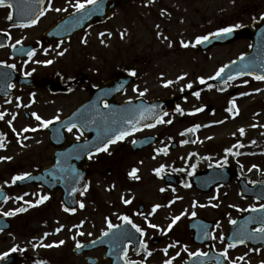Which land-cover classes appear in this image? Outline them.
<instances>
[{
	"label": "flooded vegetation",
	"instance_id": "flooded-vegetation-1",
	"mask_svg": "<svg viewBox=\"0 0 264 264\" xmlns=\"http://www.w3.org/2000/svg\"><path fill=\"white\" fill-rule=\"evenodd\" d=\"M81 2H83V0H81ZM101 2L111 7L109 10L101 11V14L103 15H110L109 18L100 23L95 20L94 26H92L90 29L80 30L67 39L61 41L53 40L51 43L62 45L64 43H71L77 39L88 38L92 35L101 37L99 34L102 32L105 33L104 27L107 25L121 22H130L138 19L142 22L151 21L154 24H168L166 27L163 26L162 30L160 31V33H163V36L168 37V39H165L168 42V48H164V50L168 49L170 51L184 52L182 59L177 63L180 70L182 65L187 67L192 63L200 68L204 58L207 63L209 62L213 51H243L245 53L252 48L255 38L259 39L257 50L264 51V20H261V16H264V0H152L151 3H149V0H117L116 2L115 0H101ZM48 3L49 0H44V9H47V11L39 18V21L43 22L44 20H48V24L50 23L48 27L43 29L41 34L42 37L51 25L76 12L75 8L73 7L75 0H71V2H69V0H51V9L48 8ZM55 8H66L67 11L57 12L52 10ZM162 10L164 13L163 15L161 14ZM9 13L12 14V8L0 6V32L6 34L8 38L9 36L12 37V42H14V39L24 37V31L22 30L24 27L15 25L12 23V21H9L7 19ZM235 24H240L241 27L234 29L230 35L218 37L219 40L217 41L216 38L210 36L208 41L203 44L196 45L195 47L190 46L188 48H184L181 44V40L186 42H194L197 36L208 35L210 33L216 32L221 27H230ZM19 33H22L21 36L16 37V35ZM105 36L106 35H104V37ZM213 39L215 41H213ZM54 52L55 54L50 59L53 61V63H51L49 67L55 65L65 55H67L68 58L71 57L72 59L68 60H73V62L69 64V67L66 71H63L62 69L60 70L59 68L55 69L52 75H44L41 74L40 66L36 67L26 63L29 57L21 58L15 56L13 48H8L6 51L0 50V62H2L0 64L7 66L15 64L16 67L14 69L18 72V74L25 75L26 73H31V75L25 76H31L35 80V84L33 85H20L18 80H14L12 84H14L15 87H11L13 93L10 96H0V112L9 110V112H11L13 115L17 114L16 121L14 122L20 125V127L16 129L18 132H14L11 128L5 126L3 120L0 119V133L5 135L3 142L5 144V149L7 150L6 157H11V160L8 162L15 161L14 164L10 165V170L7 171L9 176L6 177L4 174L0 176V189L6 190V195L10 197L7 202L3 201L0 203V210L8 211L14 210L18 207L28 208L26 212L17 213L15 216L5 217L0 214V217H5L8 219V221H10V224L8 225L5 224L0 226V229H3V231H0V242L8 244L10 241H13L14 238L16 240H23L16 242V244L10 245L7 249H2L0 253L9 251L13 246L26 249V251L23 252L19 250L16 252H9V256L5 258L7 264H37V261L41 260L46 262L45 258L38 257L40 253H34L31 250L35 238H37L41 233L39 230L30 228L29 225L31 221H34L35 213L39 212L37 210H40V208H42L41 206L45 205L47 202L34 207H29L24 203V201H32L33 204H35V201L38 200L40 196H50V191L37 183H27L20 185L19 181H17L15 184H11L12 177L23 173L37 172L42 167L53 162L54 152L56 150L64 149L67 144L73 140H77V136L80 137V140L83 139L81 133L75 128H73L71 132L68 130L65 131V139L61 138V140H54V142L50 139L45 129L40 132L42 137L34 138L35 133L32 132V129L28 128L27 126L38 121L31 114L35 112L40 116L42 109L47 110L49 108L48 110L50 111L54 109L52 106H44L43 108L39 107L41 94L48 96L52 100H60V103H62V108L59 106L55 107L54 114L49 116V119L53 120V122L57 121L54 119L56 116L63 118L70 114L78 104L89 99L95 88L102 86L110 78L130 74L132 70L136 72L133 83L124 91L122 95L116 97V101L122 102L125 100L136 99L138 97H145L147 99H153L156 97L150 95L147 86L145 89L142 88L146 85L142 84V78L148 74L147 66L149 63H151V60H141L139 57L135 58L133 56V51H125L126 57L124 58L121 57V53L118 51V53H116L113 65V67L118 68L113 74L104 78L99 77L100 72L104 71V69L93 64L94 61H99V63H102L103 65L106 64L105 58L101 54H90L86 51H63L64 55L60 56L57 55V53L62 51ZM52 53L53 52L51 51V54ZM131 56L133 58H131ZM33 57L34 60H40L39 51H35V55ZM230 60L231 57L226 61L217 64V66L210 73H199L194 80L191 79V75L188 70L179 72L176 75V79L177 77L186 74L185 78L183 80H179L178 82L181 84L179 86H186L189 83L192 84L193 89L189 91L188 94H193L196 91H202L204 95H207L212 90H227L236 79L216 86L213 82V79H208V77L215 76V73L218 71V69ZM261 62L264 63V57L261 58ZM33 69H35V71H33ZM201 76L206 79L205 84H201L199 82L198 78ZM248 78L252 80L255 79V77L252 76ZM50 80L54 82L52 86H48L47 84V82ZM165 81L167 80H164V82ZM208 85H212V87L209 88ZM141 92H144L143 96L140 95ZM260 98L264 102V89L260 92ZM6 114L7 113H5V115ZM43 115L48 114L44 113ZM189 115L193 114L185 111L183 115L180 114V116H183V119L190 124L191 117H186ZM38 123H40V121ZM25 128L29 130L24 131ZM145 129L147 128L145 127ZM147 135H151V132H146L139 138ZM128 137H130V135L126 136L121 141H117L116 143L109 145L107 152L101 151L92 156L93 159L90 165L91 179H93L96 173L102 174L103 176L106 175L109 179L114 177L115 169L113 166L116 167L117 163L125 162L121 157H117L118 152L121 150H126L128 155L132 153L130 148L132 141L128 140ZM64 141L65 145H62ZM58 143L60 146H58ZM11 149L18 151L19 154L15 155L14 153H8ZM149 149L150 147H145L132 154H142L147 152ZM31 151L34 154V157H31ZM38 155V162H36L35 157ZM31 158L35 159L33 163ZM95 165L103 166L104 171L101 173L95 172ZM224 166H227L231 170L237 172V175L234 178L228 180L226 183L215 185L211 190H201L194 186L198 190L197 192L199 195L206 196L209 193H213V191H215L217 188L224 186L236 187L241 195L242 193L239 186L240 178H243L249 184H254L253 182H259L258 179H254V177L260 173L257 168L252 170H244L241 167L234 168L231 164H225ZM24 168L30 169L24 170ZM6 181L8 183H5ZM55 193L56 194L53 196L54 198L61 196L60 190H56ZM18 196H23L24 199L17 201L15 197ZM208 198L206 197V203L200 201L198 202V199H196V202L194 203L196 206H192L186 213L185 211L182 212L185 214L182 215L177 224L173 226L171 232L175 231L178 228V225L183 222L182 225H185V228L182 227V231L187 232L191 238V241H193L192 232L189 229V223L193 219L201 218L203 221L211 223L212 236L214 235L216 237V239L212 238V246L215 250L222 253L224 248L227 247V244H229L226 237L232 227L230 219H235L239 215L237 214L233 217L232 214H229L228 218L226 219V216L223 214V212L217 207H213ZM218 198L220 197H217V199ZM247 199H252V201H254L253 206L257 208L263 204L262 202L255 200L253 197H249ZM162 205L163 207L157 209L155 214L150 215L151 217L148 218L147 214L145 225L149 232L143 237L140 236V240L142 239L147 243L148 250L152 252V255L147 256L142 248L136 249L135 244L131 242V244L128 245V257L130 259L136 260L138 262L144 260L145 264H163L165 259L170 258L168 254L166 256L163 252V249L167 247L165 242L166 237H161L158 234L153 235L151 231L154 228L149 227L147 224L149 220L151 223L158 225L157 230H161L165 225H168V223L171 222V217H169L170 206L166 202H163ZM201 205L204 206L201 207ZM145 209L148 212L149 208L146 207ZM193 212L196 213L195 216L192 215ZM43 213H45V215L47 214V212L44 210ZM128 216L133 223L141 227L143 222L137 220V215L129 213ZM23 219L26 220L25 224L18 225L17 223ZM120 223H122V221L119 219L116 224ZM50 229L51 227L48 226L44 229V231L49 232ZM65 231L66 229H63L59 235L56 237L54 236L55 238L53 239V241H65V243L62 244L60 248L61 252H64L62 262L63 264H91L88 261V257L97 258L98 261L95 264H111V260L105 257L104 247L95 249L84 255H76V247H74L76 242L79 241L80 243H83L90 239H83V241H81L79 240L80 236L78 235L77 240H75V244H73L70 232L67 231V233H65ZM182 236L184 235L182 234L181 238H183ZM220 236H224L223 242H221ZM52 238L53 237L48 235L46 241L49 242ZM155 240H157V242H155ZM192 244L196 246L192 252L198 250L208 252L210 248L208 243L200 244L192 242ZM243 245L255 249L259 248L260 255H264V246H252L250 244ZM51 252H54L53 249ZM55 255L56 254L54 252V258H56ZM185 256L186 254L183 253L178 256V258L183 259ZM233 259V248H230L228 249V258L226 261L231 263L234 261ZM236 261L237 263L242 264L240 260ZM1 262L2 260H0V264ZM262 262H264L263 259L260 260L259 264H262ZM46 264L54 263L50 259L49 263L46 262Z\"/></svg>",
	"mask_w": 264,
	"mask_h": 264
},
{
	"label": "rangeland",
	"instance_id": "rangeland-1",
	"mask_svg": "<svg viewBox=\"0 0 264 264\" xmlns=\"http://www.w3.org/2000/svg\"><path fill=\"white\" fill-rule=\"evenodd\" d=\"M48 20H44L38 26L34 28H30L24 31V37L26 43H35L36 40L41 38V34L43 29L49 26ZM159 25V28L157 27ZM168 26V24H154L151 21H139L138 19L130 21V22H121L116 24H110L104 27L105 30H109L111 35L108 33L105 37H97L96 35L89 36L87 38V43H84L85 40L72 41L70 45H49L44 46V48L40 51H45V49L52 51H86L90 54H101L105 58V65L99 63V61H94L93 64L99 67H102L104 71H101L99 74L100 78L107 77L114 73V71L118 67H113L116 53L118 51L121 53V57H126L125 51H133V56L139 57V59L150 61L148 64V74L143 76L142 84H146L142 88L147 89L150 92V95H175L179 96L181 92H187L189 88L179 86L181 85L177 79L176 75L181 71H189L191 75V79H195V77L199 73H210L217 64L226 61L230 57L237 56L242 51H213L212 56L210 57L209 62L207 63L205 58L201 63V67L198 68L194 63L189 66H183L181 70L178 68V61H180L183 57L184 52H176L170 50H164V48H168V42L159 35L162 28ZM97 30V29H96ZM99 31V29H98ZM156 31V35H155ZM121 33H124L123 38H121ZM22 33H19L17 36H21ZM104 40V43H101V40ZM163 39V40H162ZM52 54L51 56H53ZM50 56V55H48ZM131 58H133L131 56ZM71 57L68 58L65 55L61 58L55 65L49 67L48 69L40 68L41 74L44 75H52L55 69H62L66 71L69 67V64L73 62ZM75 61V60H74ZM172 63V64H171ZM164 76V77H163ZM164 80H172L173 84L165 87ZM245 79H240L236 82L235 85L243 86ZM261 84H251L248 87L241 88L242 93H248V95L238 94L236 96H229L228 93H218L216 91H211L207 95H204L202 100H196L194 97H189L186 103H183V108L185 110L193 111L198 106L203 107V114L199 117H196V124H200L203 127L208 126L209 129L203 130V132L196 133L192 139L195 140V143L189 142L184 144L181 148L175 150H169V145L173 141L183 140L186 137L185 135H181L185 129L190 127V124L183 119V116L179 115H170L164 120H172L171 124L161 123L158 127L153 129V133L160 134L161 141L153 148L151 151L145 152L143 155L133 156L132 153L130 155L127 154L126 150H121L118 152L117 157H121L125 162L117 163L114 173V177L109 179L106 175L97 174L93 177L92 186L94 183V188L92 189L89 196L86 197L84 202L86 203V208L84 211L78 213L75 217L71 219L64 216L59 209V200L58 198L49 199L47 203L40 208L38 213H35L34 221L30 223L29 227L32 229L39 230L40 233L43 231V226L39 221H48L50 227H54L56 225L54 221V217L57 215V219H60V224H64L65 227L70 228V226L76 224L78 220L85 219L88 222L87 229L95 234H98L100 230L103 228V220L106 212L119 211L122 212L124 210L123 200L128 197H135L136 205L140 202L144 204H148V208L150 205L157 202H166L169 198L176 196L181 197L183 195H187V199L195 200L198 199V202L206 203V197H212L213 205H218V209L223 212L228 218L229 214L232 216H236L243 212L242 210H246L251 207L253 204L252 199L245 200L243 196L240 195L238 189L234 186H224L219 188L218 195L214 193H209L206 196L199 195L197 191H195L191 187H184L185 185H180L178 187H170L165 183L164 178L160 177L159 179L155 175L154 169L159 168L162 164L166 167V169L162 172L163 174H178L179 177L186 175L187 173L193 172L192 165H195V169H199L201 167L209 166V162H213L214 164H219L224 161V158L227 157V163L237 166L245 167L244 170H248L251 168V163L259 166L258 169L262 172L259 173L254 179H263L264 178V102L260 98V92L262 91ZM183 88V90H181ZM246 89H250L246 90ZM259 89V91H256ZM41 101L39 103V107L43 108L52 106L61 107L62 103L58 100L49 99L48 96L41 94ZM235 100L236 106L239 109L238 115H233L226 111L227 108L231 106L230 101ZM255 103V104H254ZM207 104H212L217 107V111L215 114L208 115L205 110V106ZM198 107V108H200ZM45 111L41 110L48 115L47 117L54 114L55 110ZM195 112V111H193ZM11 117H7L5 122L9 124ZM193 121V120H192ZM218 121H223L222 123H217ZM32 123V122H31ZM12 125L9 124L8 126ZM20 125L18 124V127ZM243 128L245 130L244 134L241 135L239 129ZM255 141V143H253ZM238 144H243V147L237 146ZM235 146V147H234ZM167 147V155L163 154V152L158 153L157 149H162ZM130 149L129 147H127ZM232 148L233 153H240V155H233L226 153V149ZM8 153H14L18 155V151L11 149ZM31 157H34L33 152L31 151ZM6 155V150H0V157ZM38 157L36 158V162H38ZM155 157H157L155 160ZM32 159V163L35 161ZM154 160V161H153ZM1 161V160H0ZM209 161V162H208ZM162 162V163H161ZM15 161L5 163H0V176L5 173L10 168L11 164H14ZM240 163V164H238ZM136 165L142 171L141 176L142 180L139 183H136L131 179L130 183L123 182V178L127 175L130 166ZM168 167H167V166ZM172 167H177L178 172L174 169H170ZM18 168V167H15ZM30 168H24V170H29ZM94 171L101 173L104 171V167L101 165H95ZM5 176L8 177L9 174L5 173ZM1 182V181H0ZM114 184V190L107 191L106 185ZM165 189V191H160V189ZM188 188V189H187ZM215 195V196H214ZM167 197V199L163 200V198ZM217 197H220L217 199ZM43 210L47 212L46 215H42ZM178 212V210L176 211ZM172 213L170 212L169 217H171ZM38 220H37V219ZM25 219L21 220L18 225L25 224ZM181 222L178 225V228L175 231H172L166 238L165 242L170 244H174L176 241H179L175 247H169L168 255L170 257L176 256L177 252L181 254H187V252L183 251V248L187 246L188 251L191 252L196 248L194 244H192L191 238L187 234V232L182 231V227L185 228V225H182ZM17 225V227H18ZM167 226V225H166ZM70 233L72 231L70 229ZM152 234L160 235L161 233L152 230ZM162 234H167L162 231ZM183 238H181V235ZM40 236V234L38 235ZM18 241H23L22 239H15L10 241L8 244L0 242V251L2 249H7L10 245L16 244ZM255 249V248H252ZM251 247H244L237 251L236 254L239 257L245 256L244 264L247 259H251L252 262L257 260H264V255L261 256L260 253L256 250H252ZM31 250L34 253H40V256H43L46 259H50L54 264H61L63 262L64 252H61L60 249L53 250L55 252L49 251L44 252L43 250H39L36 247H31ZM252 251V253L250 252ZM51 252V253H50ZM179 255V256H180ZM50 257V258H49ZM178 256L173 261V264H178ZM63 264V263H62Z\"/></svg>",
	"mask_w": 264,
	"mask_h": 264
},
{
	"label": "snow or ice",
	"instance_id": "snow-or-ice-1",
	"mask_svg": "<svg viewBox=\"0 0 264 264\" xmlns=\"http://www.w3.org/2000/svg\"><path fill=\"white\" fill-rule=\"evenodd\" d=\"M38 2L39 3H43V0H38ZM69 2H71V0H69ZM151 2H152V0H149V3H151ZM88 5L94 6V10L102 11L101 0H83V2H81V0H75V4L73 5V7L75 8L76 12H81V11L86 10V8H87ZM0 6H5V7H8V8H12V4L11 3H7L6 0H0ZM48 8L49 9L52 8L51 0H49ZM52 10L57 11V12H59V11H67L66 8H64V9L55 8V9H52ZM46 11H47V9L41 8L39 10V12L34 15L33 18L29 19L26 24H22L21 26L22 27H27V26H30V25H35L39 21V18L41 16H43ZM85 14L88 15V16H90L92 13L91 12H86ZM161 14L162 15L164 14L163 13V10H162V13ZM7 19L9 21H12L13 20V15L11 13H9V15L7 16ZM261 20H264V16H261ZM157 27L159 28V25H157ZM240 27H241L240 24H235V25L230 26V27H221V28H219L214 33H210L208 35L197 36L195 38L194 42L193 41H187L186 42L184 40H181V44L183 45L184 48H188L190 46L191 47H195L196 45L203 44L206 41H208L210 36L220 37V36H224V35H230L234 31V29H238ZM99 35L101 37H104L105 33L102 32ZM108 35L110 36L111 33H108ZM159 35H161L163 39H168V37L163 36V33H159ZM123 36H124V33H121V38H123ZM9 38H10V36H9ZM22 43H23L22 40H16L15 44L12 45L13 49L16 48V45H21ZM84 43H87V40H85ZM101 43H104V40L103 39L101 40ZM169 46H171V45H169ZM0 47H4V45L3 44H0ZM21 51H23V49H21ZM45 53H47V49H45ZM26 54L29 57V60H31V58L35 55V49L28 50ZM57 55L62 56V55H64V52L63 51L62 52H59V53H57ZM241 59H243V57H241ZM0 63H2V62H0ZM38 63H39V61H38ZM43 63H45V64H51V63H53V61L52 60H47V61H44ZM232 63L235 64V61H233ZM8 67L15 68L16 65L15 64H12V65H8ZM227 67H228V65L222 66L215 73V76L208 77V79H215L216 77H220L221 74L225 71V68H227ZM246 67H248V66H246ZM33 71H35V69H33ZM130 74L132 76H135L136 75V72L134 70H132ZM239 74H244V73L241 72ZM248 74L251 75L252 73H248ZM25 75H31V73H26ZM185 75L186 74L177 77V81L183 80L185 78ZM234 78L235 77H233V76H229L228 79H234ZM198 79H199V82L201 84H205L206 83V79L203 76L199 77ZM255 79L264 81V75H255ZM173 83H174V81L167 80V81L164 82V86L167 87V86H169V85H171ZM225 83H227V81H225ZM245 83H247V82H245ZM9 87H13L14 88L15 85L14 84H11V85H9ZM186 87L190 89V88H192V84L189 83V84L186 85ZM208 87L211 88L212 85H208ZM181 90H183V88ZM223 90L224 89H221V91H223ZM256 91H259V89H257ZM105 94H107V93H105ZM200 94L201 93L199 91H196V92L193 93V95L196 96L197 98L200 97ZM140 95L143 96L144 95V92H141ZM241 95H248V93H241ZM230 104H231V106L229 108H227L226 111H228L229 113L233 114L234 116L235 115H238L239 114V109L236 106L235 100L230 101ZM104 107L107 108L109 106H108L107 103H105L104 104ZM203 110H204L203 107H200V108H196L194 111L195 112H201ZM176 111L179 112L181 115L184 114V110L179 105H177ZM31 115L34 116L37 121H40V126L41 127H45L46 128V127H48L49 125H51L53 123V120H44V119H42V117H40L35 112H33ZM163 115H167V113H163ZM163 115L158 116V118L156 120V123H168V124H171L172 123V120L169 119V120L165 121L163 119ZM4 116H5V112H0V119H3ZM59 118H60L59 116L54 117L55 120H59ZM13 119H15V116H13ZM222 122L223 121H218L217 123H222ZM9 124H11V121H9ZM127 124L132 126L130 130H122V131H119L118 133H116L114 135V137H110V138H107L106 140H103L100 145L95 146V153H99L101 151L107 152L108 151V148H109V145L114 144L117 141L123 140L126 136L130 135L131 132H134V131L139 130L133 124V121L132 120H128L127 121ZM153 126H154L153 124H147L146 125V127H153ZM66 127H67V130L69 132H71L73 130V128H76L77 127V125L75 123L69 122L66 125ZM200 128H201V125L200 124H196L193 127H190V128L185 129V131L182 132L181 135H185L187 133H195ZM28 130L29 129H27V128L24 129V131H28ZM35 130L36 129H32V131H35ZM13 131H15V129H13ZM239 132H240L241 135H243L244 132H245V130L243 128H240L239 129ZM4 139H5V135L3 133H0V148H4L5 147V144L3 142ZM76 139L79 140L80 137L77 136ZM195 142H196L195 140L192 141V143H195ZM133 143H137V142L136 141H133ZM181 143L182 144H186V143H189V141L188 140H183V141H181ZM253 143H255V141H253ZM237 146L243 147V144H238ZM83 147L87 150L88 158L91 159L92 156L94 155V152L91 149H88L87 144L84 145ZM225 151L228 154L240 155V153H238V152L233 153V149L232 148H228ZM157 152L158 153L163 152V154L167 155V147L162 148V149H157ZM5 159L10 160L11 157H0V160H5ZM223 164H227V157L224 158ZM223 164H221L219 166L220 167H223ZM255 167H257V166L256 165H253V168H255ZM192 168H193V171H194L195 165H192ZM164 169H165V166L164 165H161L159 168L154 169V171H155L156 175L159 176L164 171ZM138 172H139V169L133 168L131 170V172L129 173V175L133 179L139 180L140 177L137 175ZM30 177H31V173H23V174H20V175H15L11 179V184H15L17 181H22V180H25L26 178H30ZM5 183H8V182L6 181ZM253 183H255V182H253ZM190 186L191 185H189V184H186L185 185V187H190ZM72 191L73 192H76L77 189L76 188H73ZM84 191H87V187H85ZM160 191L163 192V191H165V189L162 188V189H160ZM25 195H27V194H25ZM0 199H2L4 202H7L10 199V197H8L5 193H3L2 190H0ZM15 199L17 201H20V200H23L24 197L23 196H18V197H15ZM48 199H49V196L42 195V196L39 197L38 200L35 201V204H33L32 201H24V203L27 204L29 207H34V206H37L39 204L44 203ZM178 199H179V197H178ZM122 200H123V203L124 204H130L132 202L131 200L124 199L123 197H122ZM195 206L196 205L194 204L193 207H195ZM203 206L204 205H201V207H203ZM79 207L80 208H84L85 205L82 202H80L79 203ZM161 207H163V205H160V204L154 205L153 206V209H152V212L149 213V215L155 214L156 210L159 209V208H161ZM213 207H218V205H213ZM260 209H264V204H261L260 205ZM27 210H28V208H26V207H18V208L14 209V210H8V211H2V210H0V214H2L5 217L15 216L17 213L26 212ZM64 211L65 212L75 213L76 208H74V207H67L66 206V207H64ZM242 211H244V210H242ZM251 211L256 212V211H258V209L255 206H251ZM140 214H142V213H140ZM184 214L185 213H181V215H176V216L171 217V223L168 224V231H171L172 230L173 226L177 224V222L181 219V216L184 215ZM192 215L195 216L196 213L193 212ZM119 219L124 224L131 225V227L133 229H135V231L137 233H139L141 237H143L144 235H146L145 230L143 228H141L139 225L133 223L129 216L122 215V216L119 217ZM145 219L147 220V217H145ZM255 220H256V218L249 217L248 220L246 221V223H252ZM230 223L233 224V225H235L237 223V221L234 220V219H230ZM258 223L260 224V226L257 227V228H255V229H253V230H251V231L241 232L239 234L233 233V242L227 244V247L224 248L223 252L220 255H222L225 258V260H227V258H228V249L234 248L237 245V243L244 244L246 240L264 239V235H261V234H264V217H262L258 221ZM217 226H219V225H217ZM63 227H64L63 225H61L60 227H58L56 229V232L59 233L60 231H62L63 230ZM73 227H76V228L82 227V223H81V225H74ZM149 227L155 229V228H158V225L149 222ZM121 228H122V225H120V224H113L110 219H107V230H105V231L102 232V236L107 237V236L110 235V233L113 232L114 229H121ZM0 231H3V229H0ZM47 235H49V234L48 233H45V236H47ZM78 235H81L82 236V235H84V233L83 232H79ZM89 235H91V234L89 233ZM119 237H120L121 241H124V240L127 241V244H125V246L121 249V258L123 259L124 264H145V261L144 260H141V261L138 262V261L132 260V259H130L128 257V251H129L128 245H130L131 242H132V234L130 232H128L127 230H124V231H121L119 233ZM212 238L213 239H216V237L214 235L212 236ZM73 239H75V237H73ZM220 240H221V242H223L224 241V236H220ZM64 243H65V241H63V240H61L59 242H54L52 244H43L41 242L38 245L37 244H34L33 247H47V248H51V247H54V246H57L58 247L59 245H62ZM91 243L92 244H96L97 241L93 240V241H91ZM178 243H179V241H176L175 242V244H178ZM175 244H170L168 247H166V248L163 249V252L165 253L166 256L168 254V248L169 247H175ZM75 247H76V249H81V248L85 247V245H83L82 243H80L79 241H77ZM139 248H142L145 251V253H146L147 256H151L152 255V252L148 250L147 243L144 240H142V239L139 241ZM18 250L21 251V252L26 251V249H21L18 246H13L9 251H5L3 253H0V260H4L5 258H7L9 256V252H16ZM254 250L258 251V249H254ZM183 251L184 252H187L190 257H207L208 256V253L207 252H203V251H199V250L198 251H195V252H189L187 246H185L183 248ZM179 255H180V252H177L176 253V256H173L171 258L165 259L163 261V264H173V261ZM238 259L239 260H243L244 257L241 256ZM37 264H46V262H44V261L41 260V261H37ZM231 264H236V261L235 260L232 261ZM262 264H264V262H262Z\"/></svg>",
	"mask_w": 264,
	"mask_h": 264
},
{
	"label": "water",
	"instance_id": "water-1",
	"mask_svg": "<svg viewBox=\"0 0 264 264\" xmlns=\"http://www.w3.org/2000/svg\"><path fill=\"white\" fill-rule=\"evenodd\" d=\"M242 71H243L242 60L240 59V60L236 61L235 64L232 63L227 68H225V71L222 73V75L224 78H226V77L232 76V75L237 74L238 72H242ZM171 102L172 101H170V100H162V101H155L153 103L156 104L157 110L161 111L163 109H168L169 106H171ZM122 128L123 127L120 125V129H122Z\"/></svg>",
	"mask_w": 264,
	"mask_h": 264
}]
</instances>
